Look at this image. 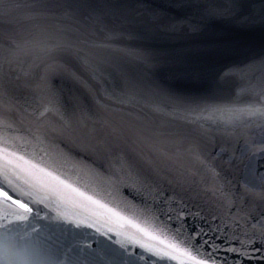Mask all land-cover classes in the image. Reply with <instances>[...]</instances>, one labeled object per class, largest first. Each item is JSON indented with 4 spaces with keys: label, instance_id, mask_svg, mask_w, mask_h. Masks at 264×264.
I'll return each instance as SVG.
<instances>
[{
    "label": "water",
    "instance_id": "95a60500",
    "mask_svg": "<svg viewBox=\"0 0 264 264\" xmlns=\"http://www.w3.org/2000/svg\"><path fill=\"white\" fill-rule=\"evenodd\" d=\"M141 2L149 9L164 13V16L158 23H153L147 14L137 16L135 20L132 17L128 20L117 17L106 20L103 30L97 27L88 38L105 42L109 47L93 50L96 55L90 56L89 60L95 64L97 57L102 58L105 63L101 67L106 71L103 74L100 72L94 74L81 62L71 60L70 64L73 70L79 73L83 85L67 77L57 76L53 80L57 86L55 96L45 92L41 77L46 63H41L38 59L42 56L38 50L21 52L11 71L7 65L0 67V118H7L12 125L8 130L9 136L25 138L15 141L16 150L20 154H26V157L35 160H40L41 157L45 160L57 159L60 171L69 184L87 195L98 192L100 194L98 198L107 203L109 208L119 207L124 210L125 215H130L132 208L125 209L124 201L136 209L151 207L159 217L157 223H163L174 230L179 226L176 214L173 212L171 219L164 214L168 205L163 203V200L167 197L175 200L183 198L192 212L204 217L198 223L202 224L205 230L220 225L224 232L231 233L232 228H224V224L237 209L234 207L229 213L220 194L213 195L207 191L212 182L203 170L198 175L191 174L195 169L190 149L198 145L209 161L219 165L220 160H213V157L221 148L226 149L229 155L234 152L237 157L247 161L251 148L264 146V117L246 111L249 105L258 107L264 103V95H261L264 90V67L257 63L245 73L223 78L229 69H245L253 60L258 61L261 53H264V24L259 21L255 24H246L226 15L211 20L199 18L193 20V23L200 24L199 30L196 31L187 27L170 31L166 28L170 20L184 17L187 12L173 7L174 0ZM211 2L226 5L228 0ZM252 2L258 8L261 0ZM14 15L19 19L16 25L17 39L21 42L31 39L32 22L24 19L26 12L19 10ZM136 15L133 13V16ZM61 23L68 29L65 35L75 40L78 25L71 21ZM108 33H112L113 38L106 39ZM122 50L150 54L162 63L157 68L149 69L146 64L140 63ZM60 59L62 62L64 58ZM34 61L40 66L35 67ZM125 76L128 80L141 85L146 84L149 77L162 81L172 90L194 98L201 105L210 106L212 109L208 113L210 119L200 120L197 124L188 123L181 110L166 103L161 97L152 95L146 87L131 89L125 83ZM113 91L124 94L125 97H136L131 103L120 106L124 111L137 114L151 129L175 134L172 139H183L178 146L171 145L168 148L169 152L175 154L173 161L165 162V166L151 156L143 144L134 142V138L131 137L119 142V146L114 148L102 165L95 161L92 154L81 152L75 146L71 149V159L59 160L55 156L56 151L67 150L62 138L50 135V147L35 140L34 134H37V129L43 130L45 126H58L62 123L55 111L40 115L50 101L74 123L84 115L91 118L87 122L92 124L93 119H100L105 115L106 107L112 103L107 94ZM153 104H160L162 110L153 111ZM42 148L48 149V155L41 150ZM136 153L152 159L153 168L159 170L157 185L153 186L154 197L149 196L146 199L141 196L133 197L122 184L109 181V177L119 174L121 155L132 157ZM96 171L102 175L96 176ZM224 175L221 176V182L226 185V190L238 196L242 192L238 185L248 180L255 196V199L249 196V203L254 206L260 202L259 195L264 193V185L248 175L243 164L239 170L226 173L227 180L232 181L231 184H227ZM26 179L23 175L19 179L13 177L12 183L9 184L4 177H0V187L13 199L40 208L41 217L58 216L69 220L89 219L95 222L105 235H101L95 228H72L71 239L75 244H90L97 256V264H104V254L117 247V244L113 243L114 240L123 239V235L117 237L109 233L108 229L123 234L133 233L131 228L122 227L121 223L108 212L83 200L70 188L48 181V187L37 193L35 189L28 187ZM177 180H180L179 185L176 183ZM21 212L16 205H12L10 201L5 202L0 197V249L7 248L11 264H41L48 257L49 250L47 246L33 245L35 235L32 234L31 227L35 225L39 228L44 221L35 216L19 219L17 214ZM188 222H192L190 218ZM65 227L71 228L70 225ZM249 252L251 259L243 261V264H264V247L256 245L250 248ZM218 259L224 261V264H234L232 254L221 252ZM164 264L179 262L165 261Z\"/></svg>",
    "mask_w": 264,
    "mask_h": 264
},
{
    "label": "snow or ice",
    "instance_id": "6c2138e0",
    "mask_svg": "<svg viewBox=\"0 0 264 264\" xmlns=\"http://www.w3.org/2000/svg\"><path fill=\"white\" fill-rule=\"evenodd\" d=\"M172 6L185 10L187 15L172 18L166 25L167 30L170 31L185 27L196 31L199 30L200 24L193 23V20L197 18L211 20L226 15L246 24H255L257 21L264 24V0H261L258 8L252 0H228L226 5L214 4L211 0H174ZM19 10H24L26 12L24 19L32 22L31 39L23 42L17 39L16 25L19 19L14 13ZM133 13L137 15L133 16ZM145 14L153 23H158L164 16V13L159 10L149 9L141 0H23V2L0 0V67L7 65L11 71L21 52L38 50L42 53L38 59L41 63H46L44 74L41 77L44 91L55 96L57 86L53 80L57 76H64L84 84L79 73L73 70L71 60L81 62L94 74L97 72L103 74L106 71L101 67L105 63L102 58L97 57L95 64L89 60L90 56L96 55L93 50L109 47L105 42H97L88 38L97 27L103 30L104 22L111 18L119 17L128 20L132 17L135 20L137 16ZM53 21L56 23H49ZM62 21H71L74 25H78L76 29L78 35L75 40L65 35L68 29L61 23ZM111 38L113 34L108 33L106 39ZM122 51L140 63L146 64L149 69L157 68L162 63L150 54L145 55L132 50ZM81 53L84 54L81 55ZM60 58H64L62 62ZM257 63L264 67V53H261L258 61L253 60L245 69H229L224 73L223 78L227 79L245 73L254 68ZM34 66L39 67L40 65L34 61ZM125 83L131 89L146 87L152 95L161 97L166 103L181 110L188 123L197 124L200 120L210 119L208 115L212 110L210 106L201 105L194 98L172 90L160 80L149 77L146 84L141 85L128 80L125 76ZM242 91H247V89H242ZM261 95H264V90ZM107 98L111 100V105L106 107L105 115L100 119H93L92 124L87 122L91 118L84 115L74 123L50 101L40 115L44 116L48 112L55 111L62 123L58 126H45L43 130L37 129V134H34L35 140L41 145L50 147V135L62 138L67 150L59 149L55 153V156L62 161L71 159V149L75 146L81 152L92 154L95 161L102 165L114 148L119 146V142L129 137L134 138V142L143 144L151 156L160 160L162 164L174 160L175 154L169 152L168 148L171 145L181 144L182 138L172 139L171 137L175 134L151 129L141 121L137 114L124 111L120 107L131 103L136 98L135 96L125 97L124 94L113 91L107 94ZM152 110L161 111V105L153 104ZM246 111L264 117V103L258 107L249 105ZM11 127L7 118H0V177H4L11 184L13 177L19 179L23 175L27 178L25 183L28 187L35 189L37 193L48 187V181H53L57 185L70 188L83 200L97 208L104 209L111 217L119 221L122 227H129L133 230L132 234H123L108 229L112 235L117 237L123 235V239L113 241L117 247L104 254V264H138V262L164 264L165 261L173 260L178 261L179 264H224V261L218 259V254L221 252L232 254L234 264H243V261L251 259L250 248L256 245L264 247V193L259 195L260 202L253 206L249 203V196H253V199L255 196L248 180L238 185L242 189L238 196L226 190V185L221 182L222 174H225L224 179L227 180L226 173L239 170L240 165L243 164L248 175L258 179L264 185V171L260 170L264 169V163H262L264 146L251 148L247 161L237 157L234 152L229 155L226 149L221 148L213 157V160H220L219 165L209 161L198 145L190 149L195 169L191 174L198 175L203 170L212 182L207 191L213 195L219 193L229 213L234 207L237 211L229 216L228 222L224 224V228H232L231 233L224 232L220 225L205 230V227L198 223L204 217L192 212L183 198L175 200L167 197L163 200V203L168 205L164 214L171 219V214L175 212V218L179 224L172 230L163 223H157L159 217L151 207L136 209L124 201L125 209L132 208L131 214L125 215L124 210L119 207L109 208L107 203L98 198L100 195L98 192L87 195L79 191L63 177L57 159L45 160L41 157L40 160H35L32 157H26V154H20L16 150L15 141L25 138L9 136L8 130ZM41 150L48 155L47 148ZM120 161L119 174L109 177V181L122 184L133 197L141 196L145 199L149 196L154 197L153 186L157 185L159 170L153 168L152 159L136 153L132 157L122 154ZM95 175L100 176L102 173L96 171ZM176 183L179 185L180 180ZM231 183V180H227V184ZM158 191L159 188H157ZM0 197L3 201H10L12 205L22 210L17 214L19 219L35 216L44 221L39 228L35 225L31 227V232L35 235L33 245L47 246L49 250L48 257L41 264H97V256L90 244H75L71 239L72 228H95L101 235H105L95 222L89 219L69 220L58 216L41 217L40 208L13 199L2 187H0ZM158 211H163V209H158ZM189 218L191 223L188 222ZM66 225H70L71 228L65 227ZM57 229L59 235H57ZM235 244L239 246L236 247ZM136 249L139 251L137 252ZM226 259L227 256H225ZM0 264H11L6 247L0 249Z\"/></svg>",
    "mask_w": 264,
    "mask_h": 264
}]
</instances>
